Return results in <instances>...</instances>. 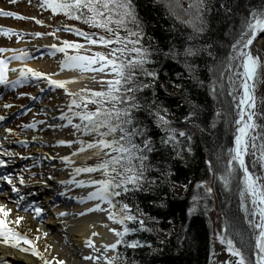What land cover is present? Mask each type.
I'll list each match as a JSON object with an SVG mask.
<instances>
[{"label": "snow or ice", "instance_id": "snow-or-ice-1", "mask_svg": "<svg viewBox=\"0 0 264 264\" xmlns=\"http://www.w3.org/2000/svg\"><path fill=\"white\" fill-rule=\"evenodd\" d=\"M16 0H10L15 3ZM151 2V0H150ZM157 5L163 4L168 15L173 19L185 23L191 27L192 32L185 39L184 44L179 47L170 44L167 51L157 45L155 48L145 41L150 39L146 32V23L141 20L135 0H43L41 7L51 9L53 14L64 13L70 19L82 21L92 27L103 30L110 34L109 37L85 32L79 28L66 27L77 36L83 37L88 45H113L110 54L95 52L91 55L80 54L79 50L85 45L63 41L59 46L52 44L49 51L52 56L57 52L64 54L60 63V71L65 69H78L84 72H100L111 75L112 78L105 81L107 87L101 91L81 89L74 93L68 90L67 85L72 80L55 78L58 73H45L29 67L26 63L19 68H8L7 64L12 61H26L34 59L27 52L17 49L0 48V53L11 52L12 55L0 58V85L6 88L16 89L25 82L46 81L47 85L63 89L70 97L67 105V112L60 115L59 119L67 121L66 125L72 126L80 136L92 137L90 140L80 139L59 140L57 143L66 145L75 150L69 155L60 157L67 166L73 167V174L70 179L59 181L65 188V192L59 193L63 196L70 191V186L77 188H90L86 197L79 198V202L95 201L93 207L87 212H81L84 216L91 212L106 213L107 219L121 228H109L114 233V242L105 243L101 248L96 247L92 237L98 235L92 231L86 240V246L93 249L94 254L85 256L84 260L93 261L94 264H119L121 256L119 246L138 249L143 247L152 248L150 243H142L140 240H127L130 233L140 231L152 232L153 229L147 226L150 222L153 225H163L159 217H149L141 211L137 205L135 208L124 199L129 195L145 193L146 195L156 194L161 201L157 207H166L164 201L167 195L163 189L174 191L172 178L176 173L172 171L169 160H183L185 154L192 153L193 134L187 127L181 129L174 126L176 121L172 119L170 110L160 102L158 92L160 89L166 91V84L187 93L183 83H174L168 79L164 72L161 60H171L182 63L183 72H177L176 79L185 80L184 73L188 79L193 81L195 86L207 88V95L213 101L218 98H231L237 113L234 120L236 126L234 134V147L229 149L230 159L227 161L225 171L217 173L211 158L205 161L206 173L216 176L218 183L227 190H231V182L234 176L242 187L238 189L240 196V207L244 213L250 230V240L254 241L251 248V255H246L242 247L237 246L236 241L228 236V223L225 222L224 229L217 234L221 244H226V251L234 260L227 264H264V176L255 175L246 163L245 157H255L253 165L257 162L264 167V134H261L260 126L255 122V100L253 96L254 83L261 69H264V60L258 54H254L252 46L257 37L264 34V8L253 10L246 15L239 26H233L230 52L224 60H219L214 54V43L207 41L200 42L209 24L206 20L212 11L210 0H190L188 8L184 9L178 0H155ZM176 9L185 12L190 16L188 20H181ZM220 9L231 14L232 9L226 3L220 4ZM0 15L15 17L17 19L28 18L11 11L0 9ZM36 23H42L37 20ZM131 25V27H130ZM121 31L125 35H121ZM5 36L17 34L14 29L0 28ZM24 35H55L53 33H24ZM59 40V37H57ZM76 50L75 54L69 55L68 49ZM19 52V54H17ZM197 59H203L204 72H200V65ZM11 72L15 78H10ZM163 73L165 81L161 82ZM201 75L204 76L201 79ZM242 89V94L237 101V93ZM44 89H41L43 92ZM25 95L21 93V96ZM36 97H32L35 101ZM188 110L183 115L182 123L185 126L198 127L196 121L200 120L203 105L188 100ZM89 105H95L90 110ZM4 109H11L12 104L2 105ZM30 111V108L27 109ZM226 113L222 110L213 111V120L210 127L215 129L217 122L224 119ZM9 119L0 115V122ZM55 119V118H54ZM74 120L79 122L74 123ZM37 122L25 125L26 128H35ZM45 124L46 121H39ZM52 127V125H49ZM154 130L159 133L158 141ZM205 129L201 128V131ZM5 133L15 136L11 128L4 129ZM36 137H33L35 140ZM259 141V142H258ZM4 142L26 144V141H9V135L0 137V193L5 189L16 194V199L11 200L6 196L5 200L14 203L17 209L25 213H34L33 218H43L45 209L35 202L24 203L27 200L21 194L18 185L27 187L25 175L22 173L13 174L10 170L9 161L18 154L4 149ZM165 150L167 154L165 155ZM159 154V160L154 162L153 158ZM86 156L98 158L99 162L94 166L78 167L75 165L76 158ZM27 159V157H24ZM55 159V157H52ZM238 166V167H237ZM26 171V170H22ZM242 172V175L240 174ZM81 173L99 174L100 179L92 178L77 179ZM34 174H29L31 180ZM163 177V179H161ZM51 179V177H49ZM191 183V181H189ZM145 186L147 191L145 192ZM187 191V184L183 185ZM196 193L192 196V206L188 208L189 216L197 211V206L203 202L205 210L209 198L213 195V188L209 180L201 179L195 184ZM202 191V194H201ZM248 197L251 198V208L248 206ZM106 205V207H103ZM12 217L11 221L9 217ZM60 216L68 215L65 212ZM11 223V226L9 224ZM28 217L17 214V211L8 207V203H0V244L19 248L25 253L37 256L43 264H50L55 257H48L46 253L51 245L42 247L38 241L41 236L47 237L48 233L41 232L39 228H25ZM129 223L138 225L130 227ZM168 225H174L173 220H167ZM107 227V225H104ZM183 232L187 228L181 225ZM163 231V227L158 229ZM169 229L167 235H171ZM160 243H164L163 240ZM178 245H182L178 237ZM109 252L112 255H109ZM7 264V261L4 262ZM56 264H64L63 260H57Z\"/></svg>", "mask_w": 264, "mask_h": 264}, {"label": "trees", "instance_id": "trees-1", "mask_svg": "<svg viewBox=\"0 0 264 264\" xmlns=\"http://www.w3.org/2000/svg\"><path fill=\"white\" fill-rule=\"evenodd\" d=\"M182 2H190V0H181ZM137 4L138 14L142 21L147 25L146 32L150 39L145 41L151 44L153 48L157 45L164 51L170 44L180 46L184 44L185 39L191 34L192 29L185 23H181L170 17L165 10L163 4L157 5L155 0H135ZM226 3L232 9L231 14H227L220 9V4ZM212 11L206 17L209 24V30L199 38L200 42L207 41L214 43L213 52L217 54L219 60H224L230 52V44L232 40L233 26L239 28L242 19L253 10L264 8V0H210ZM57 17H64L71 27L79 28L85 32L96 35H104L109 37L110 34L101 29L92 27L82 21L70 19L64 13H56ZM181 20H185L180 17ZM131 27V25H130ZM75 34V32H74ZM121 35H125L121 31ZM79 40L86 42L83 37L74 35ZM103 46V45H99ZM112 49L113 45L107 46ZM196 63L200 65V72H204L203 59H197ZM164 72L168 74L167 78L174 83H183L187 93L174 88L171 84H166V91L160 89L158 96L163 106L167 107L172 113V119L176 121L174 124L177 128H185L193 134L192 153L185 154L183 160H169L172 165V171L176 176L172 178V187L174 191L163 189V193L167 195L164 201L166 207H157L152 201L155 200L156 205L161 201L156 198V194L146 195L138 193L129 195L124 202L129 203L139 209L149 217H159L164 221L163 225H153L148 222L147 226L152 228V232H136L130 233L127 240H140L142 243L147 242L152 248L143 247L138 249L127 248L124 245L119 246L121 260L119 264H208L211 233L209 210L214 202L220 206L223 219V228L225 222L228 223V231H233L242 241L249 246L253 243L250 240V230L247 225L244 213L240 207V196L238 189L242 184L238 182L236 176L231 182V190H227L218 183L216 176L206 173L205 161L212 159L214 168L217 173L225 171L227 161L230 159L229 149L232 147V134L235 107L231 102V98H218L213 101L207 95V88L195 86L194 82L188 79L187 73H184L185 80L176 79L177 72H183L182 63H176L171 60H161ZM204 76L201 75V79ZM165 81L163 73L161 74V82ZM259 98V115L258 122L261 134H264V91ZM203 105V111L199 121H196L198 127L191 125L185 126L182 123L183 115L188 110V100ZM90 110L95 109V105H89ZM222 110L226 113L223 120L217 122L215 129L210 127L213 120V111ZM201 128L205 129L201 131ZM154 134L158 141L159 133L154 130ZM84 139L90 140L92 137L83 136ZM259 142V141H258ZM167 150H165V155ZM159 154L155 155L154 162L159 160ZM238 167V166H237ZM242 175V173H240ZM93 178L100 179V175L93 173ZM163 179V177H161ZM201 179L209 180L213 188V195L208 200L207 210L204 208L203 202L197 206V211L191 216L187 210L192 206V196L196 193L195 184ZM191 181V183H189ZM187 184V191L183 185ZM147 186H145V192ZM202 194V191H201ZM248 199V198H247ZM248 206L249 200H248ZM167 220H173L174 225H168ZM181 225L187 228V232H183ZM130 227H138V225L129 223ZM163 227V231L158 229ZM171 229L172 234L169 236L167 232ZM178 237L183 241L182 245H178ZM163 240L164 243H160Z\"/></svg>", "mask_w": 264, "mask_h": 264}, {"label": "bare ground", "instance_id": "bare-ground-1", "mask_svg": "<svg viewBox=\"0 0 264 264\" xmlns=\"http://www.w3.org/2000/svg\"><path fill=\"white\" fill-rule=\"evenodd\" d=\"M41 25L44 26L43 23ZM58 26L62 27L63 22L60 21L56 28H58ZM27 33L32 32L30 31ZM42 33H48V31L45 29ZM27 36H31L34 41L27 43ZM26 37L24 36L22 38L17 34L11 35V37L9 38L14 40L18 39L19 43H15L14 45L5 48L21 50L23 52H27L30 56H32L37 50H47L49 54V46H51L52 44H58L59 42L57 38H52V40L45 39L47 35H42L39 37L34 35H26ZM263 39L256 43L254 50L256 49V47H260L261 44L264 43ZM17 54H19V52ZM11 55V52H6L4 53V58L6 59ZM50 62L51 61H49V59L48 61L44 60L43 62H41L36 61L34 58L28 59L23 62L12 61L11 63L7 64V67L17 68L19 70V68L26 63L29 67L35 70H40L45 73H58L55 78L72 80V83L68 84L67 88L69 91L74 93L80 92L81 89H91L90 83L93 81H100L96 89H105V87L107 86L105 81L112 78L111 75H106L105 73L100 72H84L81 74L67 69L62 72H56L54 69H51ZM8 75L10 78L14 79L16 74L9 72ZM242 91L243 90L240 89V91L237 93V101L239 100ZM63 93L64 94L61 96H58L56 93L51 94L52 96L43 95L44 100H39L36 104L35 112L31 115V120H34L35 115L40 113L48 117V123L50 124L55 120H59L60 115L64 112H67V105L70 103V97L65 93L64 90ZM39 95L41 94L37 93V95L35 96L36 99L39 98ZM57 96L60 99L58 100V104L59 106H61V112L57 111V109L59 108L56 107V105L58 104H56L55 100L53 101V104H48V100H53L52 97L57 98ZM29 101H33L32 97H29ZM4 104L10 103L0 102V115L7 116V114H15V117L17 118L19 107L14 106L11 109H4L2 107V105ZM236 118L237 113L235 110L234 120ZM76 122L77 120H74V123ZM66 124L67 121H63L62 124L58 127L44 126V128H42L39 133L35 131V128L25 127L24 129L19 131L11 128L16 133L15 136H12L5 133L4 131V129L10 128L9 126H7L8 120L5 122H0V137L9 135V141L20 140L27 142L26 144L4 142V149L18 154L11 161L15 163L12 168L14 169L13 171L17 173H23L26 178L27 187L18 185L21 188V194L27 197V200L24 203L35 202L45 209V213L42 219L33 218L35 215L34 213H25L22 210L17 209L14 203H10L5 200L6 196H10L11 200L13 201L17 198L16 194L10 193V190L8 189H5L3 193H0V203H8V207L16 210L17 214L28 217V223L24 225L26 229L29 227L33 229L39 228L41 232L48 233L47 237L41 236V240L38 241V243L42 247L51 245L46 255L50 258L55 257V259H52L50 264H55L57 260H63L64 264H94L93 261L84 260L85 256L94 254L93 249L86 246V240L88 239V237H90L92 231L97 232L98 235L96 237H92V239L96 247L101 248V251H103L101 247L103 244L114 242V240L116 239L114 233L109 231V228H112L114 226L112 222H109V220L107 219L106 213L103 212H91L87 213L84 216L79 215L81 212H87V209L93 207L96 203L95 201H86L84 203L79 202V198L87 196V193L89 191L88 189L87 191L83 189H76L73 191L70 190L66 192V194L62 198L57 192L60 191L57 189L62 186L59 183L61 179L58 178V176H54L56 173H59V170L52 164L56 162V164L59 165V160H61L60 157L69 155L72 151L75 150V147L73 149L69 148L66 145H60L57 143L59 140H65L64 136L69 133V128L71 126H62ZM41 133L46 134L44 136H46L47 139L43 138L44 136H40ZM33 137H36V139L33 140ZM28 145H32L34 149L33 151H31V156H25V151L22 150L25 149ZM234 146L235 145L233 141L232 148ZM43 153H49L51 155V158L46 161V165L38 167L34 171H28L27 169H25L26 171H22L23 169H21V167L24 163L31 162V160L40 157V155H42ZM24 157H27V159H25ZM52 157H55V159H52ZM84 157L86 156H80L76 158L75 164H78L80 161H82ZM248 157L249 156H246L245 160L250 170L252 171L251 162L248 160ZM0 171H4V169H0ZM30 173L34 175L32 176L31 180H28V176ZM48 175H51L54 178L49 179L47 177ZM54 191H56V193ZM63 192H65V190ZM70 196H72V198H70ZM250 200L251 198L249 197V202ZM48 211H51V213ZM61 212H65L68 215L60 216L59 213ZM11 219L12 217L10 215L9 220L11 221ZM104 225H107V227H105ZM9 226H11V223L9 224ZM109 255H112V253L109 252ZM5 261H7V264H43L39 257L33 256L31 253H25L19 248L0 244V264H4Z\"/></svg>", "mask_w": 264, "mask_h": 264}, {"label": "rangeland", "instance_id": "rangeland-1", "mask_svg": "<svg viewBox=\"0 0 264 264\" xmlns=\"http://www.w3.org/2000/svg\"><path fill=\"white\" fill-rule=\"evenodd\" d=\"M42 2L43 0H16L15 3H10V0H0V8H2L4 11L15 12L23 17H28V18L34 17L35 18V19H17L15 17H5L3 15H0V28L14 29L17 35L22 38L24 36L26 37L24 33H27L30 31L32 33H36V32L42 33L43 30L46 29L48 33L55 32L54 36L47 35V37L45 38L47 40H52V38L59 37L58 43H62L63 41L67 40V41L83 44L81 40H79L78 38L74 36L75 34L73 31H68V30L57 31V29H65L66 27H71V26L68 25L69 23L64 17H57L55 14H53L51 9L41 7ZM178 2L183 6L184 9H187L188 4L190 3V2L188 3L182 2L181 0H178ZM176 12H177V15L184 18L185 20L190 19V16L188 14H186L183 11H180L179 9H176ZM37 20L41 21L44 24V26L41 25L42 23L41 24L36 23ZM60 21L63 22V26L62 27L58 26V28H56V26L58 25ZM9 37H11V35L5 36L3 32H0V48H5L8 46L14 45L15 43H19L18 39L14 40V39H10ZM263 38L264 37H260L252 46L253 53L258 54L262 60H264V43H262L260 47H256L255 50H254V47L256 43H258V41H260ZM26 40H27V43L34 41L31 36H27ZM83 45H85V47L79 50V52H83L80 54L91 55L93 54V52L99 51V52H103L106 55H108L111 52V48L107 46H98V45L95 46V45H88V44H83ZM75 53L76 52L71 53V55ZM32 56L35 57L36 61H41V62H43L44 60L48 61L49 59V61H51L50 62L51 69L52 70L54 69L56 72H60V67H59L60 63L65 58L63 53L55 54V56H52L50 53L48 54L47 50H37L36 52H34ZM0 58H4V53H0ZM67 70H72L75 73L82 74V72L78 69H67ZM99 82L100 81L91 82L90 83L91 89L94 90L95 88L94 91H101L100 89H96L98 87ZM39 89L40 90L44 89V91L41 92ZM262 91H264V69L260 70L255 80V83H254L253 96L255 100V112L257 113V115L255 116V122L257 124H259L258 122L259 106L258 105H259V98L261 96L260 94L262 93ZM21 93H24L25 95L21 96ZM37 93L41 94L39 95V98L35 99V101L30 102L29 97H35ZM53 93H56L58 96H61L64 94L62 89L52 88L48 86L46 81L44 80H41L39 82L35 80L31 82H25L22 86H19L16 89L6 88L5 86L1 85L0 86V102H8L16 107H19L17 118L15 117V114H7L6 117H9L7 126L19 131V130L24 129L25 125H28L29 123L35 121L37 122L36 123L37 125L35 127V131L37 133H39L41 129L44 128V126H49V125H52V127L60 126L63 121L59 119V120H55L51 122L50 124L48 123L49 122L48 117L41 113L35 115V119L31 120V115L35 112V106L38 103V101L39 100L43 101L45 95L50 96ZM58 96L57 98L52 97L53 100H50V101L48 100V104H53L54 100L56 104H58V100H60ZM56 107L59 108L57 109V111H60V112L62 111L60 109L61 106H59V104L56 105ZM29 108H30V111L27 110ZM41 120L46 121V123L45 124L38 123ZM77 122L79 121L77 120ZM69 129H70L69 133L64 136L65 141L74 140V139H77L78 137L82 139L79 133H77L76 130L72 128V126ZM44 135L46 134H42V133L40 134V136H44ZM43 138L47 139L46 136H44ZM74 147H77V146L74 145L72 148L74 149ZM23 150H25V154H26L25 156H31L32 154L31 151H33L34 149L32 145H28ZM50 158H51V155L49 153L47 154L43 153L42 155H40V157L31 160V162L24 163L22 165V169H28V171H34L36 170V168L46 165V161L49 160ZM254 159L255 157H253L252 155H249L248 160L251 162L252 171L254 172L255 175L264 176V167H262L261 163L259 162L253 165ZM98 162H99L98 158L84 157V159L80 161L78 164H76L75 166H78V167L94 166ZM52 165L59 170V173H56L54 176H58V178H60L61 180H68L71 178L73 174V167L65 166V165L62 166L60 164L57 165L56 162H54ZM10 170L13 172V174L17 173L13 171V169H10ZM87 175H90V174L81 173L76 178L85 179ZM47 177L48 178L51 177V179L54 178L51 175H48ZM84 189L86 190L90 188H84ZM248 200H249V197H248ZM249 205H250V202H249ZM103 207H106V205H103ZM48 212L51 213V211H48ZM208 215L210 218V226L212 229L208 264H227L229 260H234L235 258L231 257L230 254L226 251V247H227L226 244H221L220 240L217 238V234L221 233L222 230L224 229L223 228L224 218L222 217L220 206H217L216 202L212 204ZM112 224L118 230L121 228V226L118 224H114L113 222ZM228 236L232 237L236 241L237 246L242 247L244 249L246 255H251V248H252V244L254 243V241L251 245L246 246L247 244L245 243V241H242V239L239 238L237 234L234 233L233 231H228Z\"/></svg>", "mask_w": 264, "mask_h": 264}, {"label": "water", "instance_id": "water-1", "mask_svg": "<svg viewBox=\"0 0 264 264\" xmlns=\"http://www.w3.org/2000/svg\"><path fill=\"white\" fill-rule=\"evenodd\" d=\"M260 37H264V34L259 35V36L257 37L256 41H257ZM256 41H254V43H255ZM234 132H235V124H234V122H233V134H232V138H231V140H232V144H233V141H234V140H233ZM231 148H232V147H231Z\"/></svg>", "mask_w": 264, "mask_h": 264}]
</instances>
